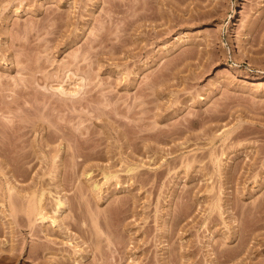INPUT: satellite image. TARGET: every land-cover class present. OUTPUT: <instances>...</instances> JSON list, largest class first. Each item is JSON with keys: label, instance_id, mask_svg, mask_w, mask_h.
<instances>
[{"label": "rangeland", "instance_id": "374dc122", "mask_svg": "<svg viewBox=\"0 0 264 264\" xmlns=\"http://www.w3.org/2000/svg\"><path fill=\"white\" fill-rule=\"evenodd\" d=\"M40 186L87 260L264 264V0H0L6 264L37 263L22 199Z\"/></svg>", "mask_w": 264, "mask_h": 264}, {"label": "bare ground", "instance_id": "6f19581e", "mask_svg": "<svg viewBox=\"0 0 264 264\" xmlns=\"http://www.w3.org/2000/svg\"><path fill=\"white\" fill-rule=\"evenodd\" d=\"M170 160L173 161L174 158H171ZM77 164H78V161H72L71 166H70V169L74 177L77 171V168H76ZM131 169H134V167H128L127 171ZM21 175L24 178V175L23 174ZM103 176L105 178L104 182H107L111 178L112 174L111 172L105 171L103 172ZM193 177L194 175L191 176V178ZM47 183H50V182L48 181ZM7 185L9 184H6L5 188ZM91 187L93 189H96L98 188V184L94 183L93 185H91ZM5 188L3 190L2 195L4 199L6 200V202H8V206L10 209V212L8 214L11 215L12 218L15 220L16 214L13 211V203H14L13 200L15 199L16 196L15 194L10 193V190L13 188V186L11 185L9 187L7 186L6 190ZM42 188L43 187L40 186L39 188H37L36 191H34L36 195L33 196L34 197L33 200H30V199L23 200L22 199V204L23 203L26 204V208L24 209L26 212L25 213L26 216L24 218L28 225L27 227H29L27 232H29L30 230L31 233L29 234L31 236H34L38 239L43 238V240L38 242L39 244L36 250L33 249L34 251H31L32 248L31 250H29L30 253L26 257L27 260L31 259L32 262L36 261L38 264H106L105 260H102V262L104 261L103 263L98 262L96 260H87V257L90 255L89 254L90 250L88 248L86 249L85 246L84 247L80 246L79 242L82 243L83 245L85 241L82 238L80 241H77L76 239H78L80 236L79 237L76 236L77 234L73 231L74 228L78 226L80 227L78 217L75 212H73L72 214H67V215L64 214L65 212L63 210L64 209L63 207L66 205L67 207H69V203H68L69 200L67 198H65L64 200L61 198H57L56 200L52 199L53 201L52 200L50 201L48 196L46 195V192H50V190L45 191L44 188L43 189ZM258 211H263V210H258ZM112 215L118 221V224H121L123 229H125L126 223L125 222L122 223V219L124 218V215L121 216L119 212H114ZM36 220L38 221L35 222ZM173 220H175V218H172V222ZM5 224H6V221H1L0 223V226H1L0 230L3 233L2 235L5 234L4 232L7 233V231H5L6 230L5 228H7L6 226H4ZM93 227H94V233L93 232L92 233L94 234L95 239H96V248H98L97 243L101 240V230L98 229V225L96 222H94ZM173 227H174V224L171 225L169 233L164 235L166 236L167 239L173 236L174 234ZM245 230H243L242 228L241 231L246 232L247 230L246 231ZM243 235L244 233L239 234V236H235V237L237 239H241L240 241L242 242ZM115 238L116 239L112 240V244L114 246L113 250L116 253V255L118 254L117 256L119 257L118 259L121 260L124 254L128 252V249L126 247V241L121 237V235L120 236L117 235L115 236ZM134 239L135 237H128V240H134ZM110 240L111 238L109 237L106 238V241L108 242L107 244L111 242ZM3 243H4V240H3ZM3 243L2 244L0 243L1 251L3 250V247H1ZM12 247H14V245H12ZM12 247L10 248L12 249ZM8 251L10 252H5L7 254L0 253V264H3V263L6 264V262H4L6 258H8V261L9 259H14L13 261H15L16 254L14 255V252H12L14 251V249L12 250L8 249ZM47 253H55L57 256L56 255H55L56 257L49 256L50 258H47L48 256ZM180 255L182 256L181 253ZM10 261L12 262V260ZM17 264H18V261H17Z\"/></svg>", "mask_w": 264, "mask_h": 264}]
</instances>
